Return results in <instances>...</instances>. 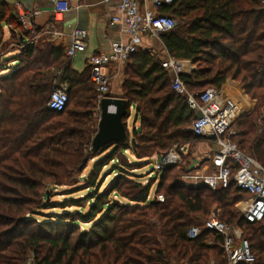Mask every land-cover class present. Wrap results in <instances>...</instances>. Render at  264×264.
<instances>
[{"label": "trees", "instance_id": "obj_1", "mask_svg": "<svg viewBox=\"0 0 264 264\" xmlns=\"http://www.w3.org/2000/svg\"><path fill=\"white\" fill-rule=\"evenodd\" d=\"M159 14L178 21L160 41L169 57L196 66L181 76L192 94L236 82L249 97L252 108L235 122L233 139L264 164V4L177 0ZM8 26L19 50L0 68V264H23L31 254L36 264H227L223 236L204 231L188 238L212 211L242 231L254 264H264V223L251 224L236 211L250 196L246 191L233 183L219 191L186 186L171 176L175 166L144 185L131 173L139 165L124 160L128 152L142 161L205 141L189 131L195 114L173 91L161 55L140 50L130 57L122 84L127 137L95 152L100 112L90 66L78 72L66 47L29 42L40 32L26 31L15 9L0 0V30ZM55 84L68 93L62 113L47 107ZM133 109L139 126L130 129ZM114 194L124 203L111 199ZM57 195L65 198L53 202ZM159 195L164 203L154 199Z\"/></svg>", "mask_w": 264, "mask_h": 264}, {"label": "built area", "instance_id": "obj_2", "mask_svg": "<svg viewBox=\"0 0 264 264\" xmlns=\"http://www.w3.org/2000/svg\"><path fill=\"white\" fill-rule=\"evenodd\" d=\"M53 5L54 22H61L63 16L71 10L68 0H50ZM78 2L83 0H77ZM177 0H121L119 7L112 16V26L121 24L125 29L129 41L109 38L106 31L99 33V41L108 44V49L92 57L88 61L91 68V81L97 89V98L101 101L110 94L111 77L110 67L127 63L130 57L140 51V44L145 39H158L162 33L176 28L178 21L174 18L159 14L162 7L171 6ZM264 2V0H262ZM150 6L151 10L145 7ZM38 10L23 11L19 14L20 20L26 31L34 29V19L38 17ZM87 31L77 28L71 35V44L67 48V56L73 59L77 54L84 53L87 49ZM151 56H156V51H147ZM162 68L173 78L172 89L184 97L189 108L195 114L190 131L197 137L205 139L212 144V152L204 162L217 167V172L209 173L208 165L203 164L194 172L188 173L183 180L190 186L202 185L212 191L224 190L231 183L250 196L238 204V210L245 220L251 224L264 223V164L259 163L250 154L244 153L233 137L236 134L235 122L239 117L249 111L241 97H236V92L230 85L222 89L208 88L200 94H192L182 75H190L195 66L188 61H179L162 56ZM194 67V68H193ZM69 98L66 89L58 84L51 93L48 109L55 113H62L68 106ZM100 112V109H99ZM187 149L186 145L176 146L169 152L158 155L156 170L159 173L164 167L178 166ZM159 203H164L162 195L154 197ZM204 231L223 236L222 249L227 264H254L255 256L250 249L249 242L243 238L238 227H230L219 218L218 211H212L210 216L203 221V227H193L188 231V238L195 240ZM208 245L213 242L208 240ZM24 264H33L25 262Z\"/></svg>", "mask_w": 264, "mask_h": 264}, {"label": "crops", "instance_id": "obj_3", "mask_svg": "<svg viewBox=\"0 0 264 264\" xmlns=\"http://www.w3.org/2000/svg\"><path fill=\"white\" fill-rule=\"evenodd\" d=\"M15 11L20 14L23 11L38 10L39 16L34 19V28L37 32L45 31L48 35L46 40H43V44H53L54 46H63L66 49L71 44V35L75 29L81 28L87 31V49L84 53L77 54L72 59V65L74 70L82 72L88 65V61L99 53L108 49V44L100 42L99 33L103 30L107 32L108 36L112 40L121 41L127 43L129 38L125 33L123 25L118 24L112 26L110 24L112 16L115 14L116 9L119 7L121 0H83L78 2L77 0H68L71 4V10L63 16L61 22H54L53 5L50 0H4ZM146 10H151L150 6L145 7ZM143 51H158L161 55L166 56L167 52L164 49L160 40L145 39L139 46ZM78 57V58H77ZM76 59H78L76 61ZM126 63L117 64L110 67L109 74L111 77L110 84V97L122 99V84L124 79ZM194 68V67H193ZM231 82V81H230ZM236 86V82H233L230 87ZM236 89V87H235ZM239 90V87H238ZM236 97H241L243 101L248 104L249 109L252 106L251 100L248 96L243 95L239 90ZM133 125H136L134 122ZM138 125L136 126V128ZM207 143L208 149L206 154H211L212 144ZM238 210V205L236 206Z\"/></svg>", "mask_w": 264, "mask_h": 264}, {"label": "rangeland", "instance_id": "obj_4", "mask_svg": "<svg viewBox=\"0 0 264 264\" xmlns=\"http://www.w3.org/2000/svg\"><path fill=\"white\" fill-rule=\"evenodd\" d=\"M261 3L264 4V2H262V0H261ZM33 30L36 32L35 28ZM47 38H48L47 33L45 31H40V33L33 34L29 38L28 41L31 42V43L33 42L36 45L43 46V42L42 41L46 40ZM156 40H160V37L158 39H156ZM15 45H16L15 44V40L12 37V31H11L10 27L9 26L8 27H4L3 30H0V68H1V65H4V64L7 63V62H5V60L6 61L8 60V62H9V61H11V59H13L17 55V53H18L17 49L19 50V48H17V46H15ZM156 53H157L156 56L161 55L160 53H158V51ZM161 56H164V55H161ZM77 60L78 59H76V61ZM12 65H15V64H13V63L9 64V66H12ZM195 69H196V66H195ZM235 87H236V89H235ZM238 87L239 86L236 83V86H234L232 88V90L237 93V92H239ZM251 108H252V106H251ZM134 122H135V110L133 109L131 118L129 120L130 129L136 128L137 125L139 126V122H137L136 125H133ZM189 131H190V129H189ZM183 145L184 144L177 145V146L180 147V146H183ZM186 146H187V149H186L185 154L182 156V161H181V163L178 166H175L177 168L175 169V172H173L171 174V176L174 177V179L176 178L178 183L184 184L186 186H190V184H187L183 180V177L185 175H188V173L194 172V168L198 167V169H199L201 167L203 162L209 156V154H206V152H207L208 149L210 150V147H208L207 143H205L204 141L191 142L189 144H186ZM175 147L176 146H174L173 148H175ZM173 148H171V149H173ZM212 149H213V147H212ZM157 157H158V154H155L151 159H149V160L146 159V160H142L141 161V160H138V159L132 157L131 153L128 152L126 154L124 160L127 163H129V164L130 163H134V164L139 165L131 173L133 175H138L139 176L137 181L143 183L144 185H147L148 182L149 183H154L155 179H156V176L158 174V172H157V170L155 168L156 167V159H157ZM94 161L95 160H92L89 163V166H88L87 170L84 172V175H87L89 173V171H91V169H92V167H93V165L95 163ZM204 164H207L208 167H209L210 162L206 161V162H204ZM108 171H109V168H106L104 170V173H107ZM208 172L209 173L217 172V167L210 166L209 169H208ZM111 179H112V177H108V179L106 180V184L105 185H107L111 181ZM156 185L154 184V188L156 187ZM63 190H65V188L57 189V190L54 191V193L59 194ZM83 194H84V192H81V193H78V194H74L72 197H81ZM64 198L65 197H63L61 195H57V196H54L52 198V201L53 202H58V201H62ZM111 199L118 200V201H121V203H124L123 200L120 199L115 194L112 195ZM72 210L73 209H70V211H72ZM237 213L240 214V212H237ZM218 214L220 215L219 211H218ZM35 219L38 220V221L41 220L40 217H36ZM204 220H205V218L203 219V221ZM81 227H82L81 228L82 230L88 228V226H84V225H81ZM34 258L35 257L33 256V254H31L30 256H28L26 261L30 262V263H33V264H36Z\"/></svg>", "mask_w": 264, "mask_h": 264}, {"label": "water", "instance_id": "obj_5", "mask_svg": "<svg viewBox=\"0 0 264 264\" xmlns=\"http://www.w3.org/2000/svg\"><path fill=\"white\" fill-rule=\"evenodd\" d=\"M100 121L92 149L98 152L102 148L112 144L124 142L127 137L128 127L123 123V118L128 115L127 102L123 99L111 98L110 95L101 101L99 105ZM135 144V140H132ZM87 160L84 161V165Z\"/></svg>", "mask_w": 264, "mask_h": 264}]
</instances>
